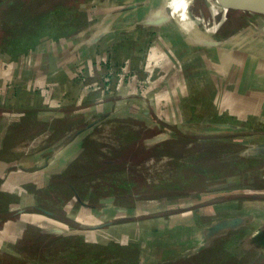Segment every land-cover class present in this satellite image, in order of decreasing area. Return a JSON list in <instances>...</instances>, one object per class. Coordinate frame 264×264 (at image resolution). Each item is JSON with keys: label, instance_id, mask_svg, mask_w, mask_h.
Wrapping results in <instances>:
<instances>
[{"label": "rangeland", "instance_id": "obj_1", "mask_svg": "<svg viewBox=\"0 0 264 264\" xmlns=\"http://www.w3.org/2000/svg\"><path fill=\"white\" fill-rule=\"evenodd\" d=\"M217 1L222 5L217 3V7L221 8L219 12L223 11L220 25L213 24L212 29L217 28L208 33L202 23L197 22L192 26L195 32L218 38L223 35L222 32L229 31V28H224L231 16L244 15L259 33H264V7L236 6L230 3L232 0ZM55 4L57 9L61 4L66 5L60 0H55ZM227 4L230 5L227 7ZM69 7L67 4L65 9ZM74 12L75 8L74 11L69 8L66 13L58 9L55 14H65L68 16L66 20L72 14L80 22V15H74ZM174 17L182 25L180 13ZM144 29L141 28L139 32L143 39L146 37L144 35L155 33ZM142 41L136 44L141 45ZM124 45L125 49L130 48L129 43ZM258 46L260 43L251 42L246 48L263 55L264 52H258ZM125 55L118 61L119 57L117 59L112 51L109 52L102 72L93 77L94 83L88 87L84 81V88L78 91V94H84L83 98L77 93L73 95L67 92L65 95V91L60 89L53 97L68 98V105L61 108L66 113H73L72 109L77 110L78 105H81V110L83 105L96 103V100H102L103 104L114 101L105 108L109 109L107 118L110 119L90 127L89 137L72 139L75 144L73 149L76 150L73 156L72 153L60 154L59 146L69 139L61 136L64 126L72 122L75 127L80 124L77 116L73 121L59 123L57 130L43 139L35 137L40 127H35L29 117L26 124L31 130L25 133L29 137L20 141L21 150L11 155L6 147L1 152L0 264H226L225 260H206L204 263L209 253H201L207 244L193 253H187V256H178L182 242L193 241L195 235L188 228L184 232L169 228L178 224L180 227L204 226L232 214L227 213L224 207H214L212 202L225 199L231 191L226 186V173L233 163L239 162L236 161L239 156L230 153L231 149L225 144L227 137L213 136L206 131L196 132L191 128L192 123L190 127L189 123L162 122L157 118L153 123H145L136 120V117L139 118L136 114L130 115L129 107L134 103L131 99L136 98V93L125 95L128 93L123 92L134 73L129 68V61H123ZM154 55L156 57L152 63H148L146 52L140 59L137 58L138 65L133 63V67L138 66L144 72L149 64L154 67L150 76L138 74L140 90L136 99L139 101H144L148 95L145 92L147 82H154L160 89L165 81L183 83V74L193 72L194 67L198 70L196 74L200 73L199 64L203 59L200 51L187 53L177 46L169 47L166 51L168 58L161 62V55ZM223 57L214 65L216 72L211 73L213 81H225L228 85L225 94L241 92V88L247 86L250 92L255 93L259 92L257 88H264L263 84H258L264 79V64L260 66L257 60H252L250 65L248 60L243 63L244 57L241 61ZM165 63L167 66L162 70ZM167 91L164 95H167ZM150 93L151 101L162 99V90ZM181 93L179 88L170 89L171 98L163 97L173 101ZM249 102L256 106L257 98L250 97ZM69 103H73L71 107H68ZM250 110L252 112V107ZM114 112L116 118H112ZM2 113L0 109V120ZM155 114L161 116L160 106L155 108ZM249 116L248 119L254 118L251 113ZM237 124L245 125L241 122ZM35 153L43 161L35 169L28 167L30 161L18 162L19 158L34 156ZM56 153L61 157L58 162L54 159ZM66 158H69L68 161H65ZM44 169L46 171L41 178H36L35 184L27 182L23 187L15 188L20 191L21 197L27 194L25 210H22L18 196L5 192L10 189L4 185L6 177L14 171L22 170L27 174ZM236 182L239 183L238 180ZM70 188L77 198V204L74 211L67 215L56 209V202L73 198ZM250 190L249 195L255 192L253 188ZM234 195L241 198L242 194ZM228 196L231 195H227L226 199ZM82 203L90 208L86 214L95 215L97 220L82 219ZM102 206L106 207L103 209ZM108 206L110 208L107 209ZM162 230L165 232L162 233ZM167 241L175 244L170 245L168 250L163 247Z\"/></svg>", "mask_w": 264, "mask_h": 264}, {"label": "crops", "instance_id": "obj_2", "mask_svg": "<svg viewBox=\"0 0 264 264\" xmlns=\"http://www.w3.org/2000/svg\"><path fill=\"white\" fill-rule=\"evenodd\" d=\"M172 1L79 0L76 8L82 18L77 23L75 31L59 37L42 36L32 48L17 55L0 49V109L3 111L0 120V127L3 125L0 135V152H3L6 147L11 155L21 150L20 141L29 137V134L25 133L31 130L29 124H26L29 117L35 127H40L38 132H35V137L43 139L52 135L59 123L73 121L77 116L80 124L75 127L72 122L64 126L65 132L63 131L61 136L69 139L59 146L60 154L72 153L73 156L76 150L73 149L75 144L72 139L89 137L90 127L110 119L111 117L107 118L109 109L105 108L112 105L111 102L114 101L103 104L102 100H96V103L83 105L84 108L81 110L79 109L81 105H78L77 110L72 109L73 113H66L67 111L62 112L61 108L68 105V98L54 99L53 97L60 89L65 91V95L67 92L73 95L77 93L83 98L84 94H78V91L84 88V81L87 86L94 83L93 77L102 72L110 51L113 52L114 57H119L118 61H121L122 55L126 53L123 61H129V68L134 73L128 88L123 92L128 93L125 95L136 93V98L140 90L138 74L146 73L150 76L154 70L150 64L145 72L138 66L133 67V63L138 65L137 58L140 59L143 53L146 52L148 63H152L156 57L154 53L161 55L160 62L168 58L166 51L169 47L177 46L187 53L200 51L203 55L199 64L200 73L196 74L198 70L194 67L193 72L186 71L183 74V83L177 81L173 84L165 81L160 85V89H157L154 82H149L150 84L147 82L146 99L144 101L131 99L134 103L130 104L129 112L132 113L130 115L139 116L140 119L136 117V120L141 122L153 123L154 120L157 121V118L162 122L189 123L188 125L190 127L192 125L191 128H194L196 132L206 131L213 136L227 137L225 142L227 148L231 149L230 153L232 156H239L236 159L239 162L233 163L226 173L228 176L226 186L231 189L227 195L231 196L226 199V195L225 199L220 198L212 202L214 207H224L227 213L232 214L216 219L210 224L207 223V226L182 225L180 227V224L172 225V228L167 226L170 230L175 229L178 232H184L188 228L195 235L193 241L182 242L177 255L187 256L200 249L203 244L205 247L207 231L211 230V226L219 225L227 220L228 223L224 224L226 229H240V247L249 254L245 264H264V88H257L259 92L255 93L250 92L247 86L245 89L241 88V92L225 94L224 91L228 85L225 81H213L211 73L215 71L214 65L224 55V59L227 56L230 60L238 61L244 57L243 63L248 60L249 65L252 60H257L262 66L261 64H264V33H259L248 17L243 27L228 35H220L218 38L215 35L195 32L192 26L197 22L202 23L204 30L208 33L217 28L216 26L212 29L213 24L220 25V21L216 18L221 9L217 7V0ZM169 4L170 7H168ZM177 13H180L182 25L174 17ZM141 28L155 33L144 35L146 37L143 39L139 33ZM141 40H143L141 45L136 44ZM251 42L260 43L257 49L263 55L246 48ZM125 43H129L130 48L125 49ZM227 51L228 55H226ZM166 66L165 63L162 70ZM258 84L264 85V79ZM178 88L182 90V93L178 95L177 100L172 101L163 97L171 98L170 89L178 90ZM154 90L163 91L160 101L158 99L151 101L150 92ZM166 90H168L167 95H164ZM250 97L257 98L256 106L250 104ZM69 104L68 107H71L73 103ZM157 106L161 107V116L155 114ZM250 113L254 117L252 120L248 119ZM116 116L114 112L112 118ZM238 122L242 124L248 122V127L247 124L239 126ZM55 155L54 159L57 162L60 161L61 157L59 158L57 153ZM68 159L66 158L65 161ZM22 161H30L31 164L28 167L31 169H35L37 165H40L39 163L43 162L36 153L34 156L19 158L18 162L23 163ZM45 171L44 169V171L38 170L26 174L19 170L6 177L4 185L10 189L5 192L18 196V203L21 204L22 210H25L27 194L24 193L21 197L20 191L15 188L23 187L27 182L35 184L36 178H41ZM237 180L239 183H235ZM251 188L255 189V192L249 195ZM235 193L242 194L241 198L238 197L239 195L235 196ZM71 194L73 198L65 196V198L68 197L65 201L56 202V209H60L61 213L68 215L74 211L77 198L73 191ZM80 207L82 211L80 213H83L82 219L97 220L95 215L86 214L90 211L89 206L82 203ZM164 232L162 230V233ZM164 245L163 247L168 250L170 245L175 244L167 241Z\"/></svg>", "mask_w": 264, "mask_h": 264}, {"label": "trees", "instance_id": "obj_3", "mask_svg": "<svg viewBox=\"0 0 264 264\" xmlns=\"http://www.w3.org/2000/svg\"><path fill=\"white\" fill-rule=\"evenodd\" d=\"M60 1L70 5L69 8L72 11L75 8L74 15L76 13L77 16L80 15L81 17V13L76 8L79 0ZM66 5L61 4L58 9L66 13L69 9H65ZM58 9L55 0H0V49L17 55L32 48L42 36L59 37L75 31L77 29L75 22L78 20L79 23V18H74L71 14L70 18L66 20L68 16L65 14H55ZM245 24L244 15L241 17L231 16L224 28H229V31L227 33L222 32V34L233 33ZM58 194L64 196L59 192ZM221 223L219 225L213 224L211 230L207 231V248L201 254L203 255L207 251L209 258L204 259V263L206 260L207 262L225 260L226 264H245L249 254L240 247V229H226L224 224L228 223L227 220Z\"/></svg>", "mask_w": 264, "mask_h": 264}, {"label": "water", "instance_id": "obj_4", "mask_svg": "<svg viewBox=\"0 0 264 264\" xmlns=\"http://www.w3.org/2000/svg\"><path fill=\"white\" fill-rule=\"evenodd\" d=\"M231 4L236 6H243V7H257L262 8L264 7V0H232L230 1ZM230 4H227V7Z\"/></svg>", "mask_w": 264, "mask_h": 264}, {"label": "bare ground", "instance_id": "obj_5", "mask_svg": "<svg viewBox=\"0 0 264 264\" xmlns=\"http://www.w3.org/2000/svg\"><path fill=\"white\" fill-rule=\"evenodd\" d=\"M202 1V0H201ZM217 3L219 4V6H222L218 1H217ZM223 8V7H222ZM223 12V11H222ZM222 12H219L217 15H216V18L220 21L221 20V14H222ZM225 16V15H224ZM213 20H215V19H213Z\"/></svg>", "mask_w": 264, "mask_h": 264}, {"label": "built area", "instance_id": "obj_6", "mask_svg": "<svg viewBox=\"0 0 264 264\" xmlns=\"http://www.w3.org/2000/svg\"><path fill=\"white\" fill-rule=\"evenodd\" d=\"M171 3H172V2H171ZM171 3H170V4H171ZM170 4L168 5V7H170Z\"/></svg>", "mask_w": 264, "mask_h": 264}]
</instances>
